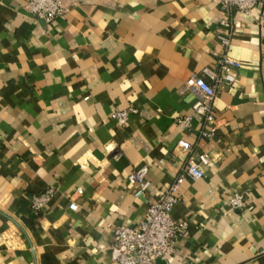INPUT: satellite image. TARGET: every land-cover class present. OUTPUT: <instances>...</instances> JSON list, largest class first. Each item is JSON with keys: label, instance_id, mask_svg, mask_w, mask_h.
Masks as SVG:
<instances>
[{"label": "crops", "instance_id": "1", "mask_svg": "<svg viewBox=\"0 0 264 264\" xmlns=\"http://www.w3.org/2000/svg\"><path fill=\"white\" fill-rule=\"evenodd\" d=\"M30 1L0 0V264H113L114 227H138L182 174L181 140L212 163L181 186L173 218L187 229L157 264H264V0L239 16L230 54L242 68L214 102L212 141L200 117L189 132L177 120L196 100L186 82L224 52L217 0H64L51 25ZM130 109L119 126L113 114ZM143 166L138 199L129 177Z\"/></svg>", "mask_w": 264, "mask_h": 264}, {"label": "built area", "instance_id": "2", "mask_svg": "<svg viewBox=\"0 0 264 264\" xmlns=\"http://www.w3.org/2000/svg\"><path fill=\"white\" fill-rule=\"evenodd\" d=\"M221 8L229 14L222 20L216 32V39L224 49L214 68L207 67L202 75H193L185 84L184 90L195 93L196 100L192 106V114L177 120L178 127L183 132L192 130L195 117H200L203 126L199 131L200 140L212 141L218 131V119L214 102L223 87H230L236 82L242 63L230 54L232 43L236 35L243 29V22L239 16H252L261 0H217ZM28 14L43 21L46 25L53 24L62 18L67 10L64 0H31L26 6ZM138 110H117L112 118L119 126L127 125L129 118L137 114ZM179 148L186 150L188 159L182 168V174L166 191L164 197L155 203H149L144 220L136 228L126 226L114 227V243L111 248L113 264H157L159 260L172 259L178 253L177 242L184 236L187 224H181L173 218V212L180 202L178 196L183 183L205 179L207 168L212 160L207 153H199L196 144L181 140ZM149 172L147 166L134 170L129 182L136 187L135 197L145 198L149 188ZM83 190H77L75 196H82ZM56 195L51 188L45 193L36 196L32 201L35 211H41ZM229 205L235 210L245 208L244 196L237 194ZM70 210L79 212L76 200H72Z\"/></svg>", "mask_w": 264, "mask_h": 264}]
</instances>
